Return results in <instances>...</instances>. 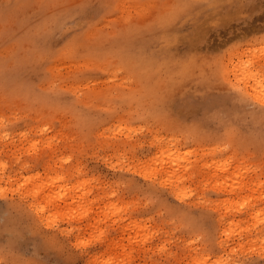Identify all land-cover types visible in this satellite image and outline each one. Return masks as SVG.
<instances>
[{
    "label": "rangeland",
    "instance_id": "1",
    "mask_svg": "<svg viewBox=\"0 0 264 264\" xmlns=\"http://www.w3.org/2000/svg\"><path fill=\"white\" fill-rule=\"evenodd\" d=\"M262 70L259 0H0V264H262Z\"/></svg>",
    "mask_w": 264,
    "mask_h": 264
},
{
    "label": "snow or ice",
    "instance_id": "2",
    "mask_svg": "<svg viewBox=\"0 0 264 264\" xmlns=\"http://www.w3.org/2000/svg\"><path fill=\"white\" fill-rule=\"evenodd\" d=\"M259 5L261 8V13L262 15H264V0H259ZM211 7H215L216 5H210ZM82 7H87V5H82ZM251 8V6H249V9ZM261 77H262V85H264V70L261 71ZM254 101L256 104L260 105V110L262 113H264V87H262L260 95L256 96L254 98ZM147 178V177H146ZM4 189L0 188V193H3ZM52 225L50 224L49 227H51ZM262 264H264V261H262Z\"/></svg>",
    "mask_w": 264,
    "mask_h": 264
},
{
    "label": "bare ground",
    "instance_id": "3",
    "mask_svg": "<svg viewBox=\"0 0 264 264\" xmlns=\"http://www.w3.org/2000/svg\"><path fill=\"white\" fill-rule=\"evenodd\" d=\"M243 70H245V69H243ZM257 81H258V80H257ZM258 83H259V82H258ZM258 83H257V84H258ZM260 84H261V83H260ZM254 86H255V84H254ZM261 86H262V85H261ZM252 87H253V86H252ZM258 87H259V86H258ZM262 87H263V86H262ZM260 90H261V89H260ZM256 94H260V93H259V90H258V93L256 92Z\"/></svg>",
    "mask_w": 264,
    "mask_h": 264
}]
</instances>
